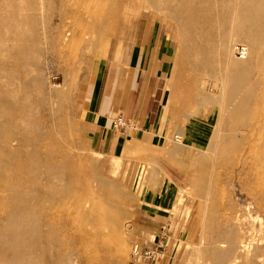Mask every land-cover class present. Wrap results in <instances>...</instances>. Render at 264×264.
<instances>
[{
    "label": "rangeland",
    "instance_id": "obj_1",
    "mask_svg": "<svg viewBox=\"0 0 264 264\" xmlns=\"http://www.w3.org/2000/svg\"><path fill=\"white\" fill-rule=\"evenodd\" d=\"M235 2L0 0V123L3 122V126L0 125V157L11 170L9 183L14 186L12 193L0 192V195L4 193L0 196V264H54L55 261V264H156L163 254L155 261H146L132 257V250L136 245H156L148 244L141 229L149 212L145 195L155 192L154 186L168 182L176 185L170 196L173 198L170 213L182 219L189 218L195 229L193 243L178 249V255L184 258H180L178 264H229L234 257L238 260L235 264H264V260L261 261L264 259V226H261L264 225V196L259 198L260 179L249 150L264 120V113L259 109L264 103V63L258 60L264 58V49L261 47L263 41L256 36L248 20L242 28L243 35L233 39L231 18ZM147 24L153 27L152 39L147 47H135L141 59L137 73L149 66L160 69L164 62L171 60L168 70H171L172 82L167 90L163 89L161 99L177 98L175 108L181 112L178 122L181 126L195 116V140L181 135L180 141L171 140L173 134L166 140L157 139L152 134L136 133L133 128L120 134L125 143L121 154L100 152L91 144V125L79 108L76 92L81 82L105 67L106 75L113 65L116 66L114 70L119 67L121 73L125 67L127 74L134 33L140 30L142 34ZM93 35H98L96 41ZM251 37L256 43L252 61L243 67L232 65L230 69V60L232 63L241 60L240 52H235L237 46H245L247 38ZM217 42L225 45V53L216 50ZM218 53L225 54H221L223 59ZM151 55L153 58L161 56L162 61H149ZM225 68L233 71L229 74L232 84L237 76L242 83L226 102L221 118L219 99ZM163 80L165 85L164 75ZM142 85L129 86L126 92L147 91ZM124 93L121 89L122 97ZM248 94L251 96L249 114L237 121L229 113L231 107ZM5 128L10 131L9 141L2 137ZM219 131L221 137L217 136ZM170 147L183 162L184 171L165 162V150ZM154 153L158 154L155 159ZM196 159L201 161L200 168L197 166L201 169L198 190L195 189ZM96 180L107 186L94 193ZM214 185H218V189ZM108 186L119 193L117 204L127 212L124 227L130 232L129 243L121 258L110 253L97 261L87 260L77 246L70 228L71 220L57 212L41 213L31 199L53 187L76 194L82 207L84 198L105 194ZM55 236L65 238L67 245L58 242Z\"/></svg>",
    "mask_w": 264,
    "mask_h": 264
},
{
    "label": "crops",
    "instance_id": "obj_2",
    "mask_svg": "<svg viewBox=\"0 0 264 264\" xmlns=\"http://www.w3.org/2000/svg\"><path fill=\"white\" fill-rule=\"evenodd\" d=\"M152 29L151 24L144 26L142 34L140 30L136 29L134 45L129 53L130 66H128L127 74L124 72L125 67L122 68L123 73H121L119 67L114 70L116 66L113 65L110 67L109 74L106 75L105 67L101 72H93L88 80L81 82L82 84L76 92L79 108L91 125L89 131L91 144L100 152L113 154L123 152L125 143L120 134L124 132L113 126V119L117 114H122L127 120L134 123L136 133L152 134L153 137L164 140L170 134H173L171 140L179 141L181 136H185L191 141L195 140V116H192L184 126H181L178 124L181 112L175 108L177 98L172 97L169 100L166 96L165 99H161L163 89L167 90L172 82L171 70H168L171 60L169 63L164 62L160 69L149 66L141 73H137L138 61L141 59L140 53L135 47L148 46L152 39ZM149 61L161 62L162 58L161 56L153 58L151 55ZM163 75L166 77L165 85ZM140 84H144L142 86L146 87L147 91L143 93L126 92L127 87L134 85L137 88ZM121 89L125 91L123 97L120 95ZM154 154L153 159L158 156L157 153ZM165 154L167 159L165 162L168 165L184 171L181 168L183 162L178 160L174 148H168L165 150ZM174 185L172 182H168L166 185L154 186L153 188H157V190L145 195V204L149 206V212L146 210L147 218L141 229L145 238L148 239V244L157 243L158 240H162V235L165 234L164 242L167 251L156 264H178V261L184 259L178 255V249L184 244L193 243V237H195V229L193 223L188 220L189 218L182 219L170 213L173 206L171 200L173 198L170 196L173 194Z\"/></svg>",
    "mask_w": 264,
    "mask_h": 264
},
{
    "label": "bare ground",
    "instance_id": "obj_3",
    "mask_svg": "<svg viewBox=\"0 0 264 264\" xmlns=\"http://www.w3.org/2000/svg\"><path fill=\"white\" fill-rule=\"evenodd\" d=\"M92 1V0H91ZM167 1V0H166ZM76 2V1H75ZM78 2V1H77ZM185 2V1H184ZM94 4V3H93ZM73 5V4H72ZM84 5V4H83ZM88 5V4H87ZM98 5V4H97ZM175 5V4H174ZM184 5V4H183ZM75 6V5H74ZM78 6V5H77ZM179 6V5H178ZM84 7V6H83ZM148 7V6H147ZM76 8V7H75ZM90 8V6H89ZM105 8V7H104ZM103 8V9H104ZM94 9V8H93ZM174 9V8H173ZM101 10V9H100ZM94 11V10H93ZM103 11V10H102ZM90 11H88L89 13ZM91 14V13H90ZM106 17V16H105ZM250 22V24H252V28H255V33L256 36H258V38H260L263 43L261 44L262 49H264V0H236L235 2V7H234V12L232 14V18H231V22H232V32H233V39L237 40L240 38V35H243V31L245 28V25L247 24L248 21ZM101 26V25H100ZM86 27V26H85ZM251 30V29H250ZM92 31V30H91ZM88 32V31H87ZM99 34V32H98ZM102 34V33H101ZM89 35H91L89 33ZM95 35V34H94ZM93 35V36H94ZM103 35V34H102ZM105 35V34H104ZM63 36V35H62ZM87 36V35H86ZM97 36H94L95 40L97 39ZM90 36H88L87 38H89ZM101 37V36H99ZM91 38V37H90ZM237 38V39H236ZM100 39V38H99ZM104 39V36H103ZM231 39V38H230ZM101 40V39H100ZM260 40V41H261ZM62 41V40H61ZM76 41V40H75ZM20 42V41H19ZM102 42V41H101ZM92 43V42H91ZM99 43V42H98ZM68 45V44H67ZM247 45V46H246ZM246 45H242V50L240 52V58L241 60H237L234 61L232 63V61L230 60V69L231 66L234 65L235 67H243L246 66L248 64H250V62L253 59V50L256 47V43L254 41V37L251 38H247L246 40ZM225 45H223V43L221 44V42H217L216 44V50L220 51L223 53H225ZM215 49V48H214ZM240 49V46H237L235 52H237ZM261 49V48H260ZM261 49V50H262ZM217 51V52H218ZM251 51V52H250ZM217 52H215V54H217ZM221 53V54H222ZM219 56L221 55L220 53H218ZM251 54V56H250ZM4 55V54H3ZM16 55V54H15ZM225 55V54H222ZM221 55L222 59L223 56ZM229 55V54H228ZM218 56V55H217ZM218 56V57H219ZM17 57V56H15ZM231 57V55H230ZM257 57V56H255ZM225 58V57H224ZM243 58V59H242ZM220 59V58H218ZM229 59V58H228ZM221 60V59H220ZM257 60V59H256ZM261 61V63H264V58H260L259 59ZM228 61V60H227ZM226 62V61H225ZM224 62V63H225ZM225 65V64H224ZM228 66V63L226 64ZM225 65V66H226ZM256 67V66H255ZM228 69V68H227ZM230 69L226 70V75H225V79L222 82L221 85V89H220V93H221V97L219 99V102L221 104V118H223L224 115V111L226 110L225 108V104L228 101L229 98L233 97L234 94V90L236 88V86L241 85V79L239 78V76L233 78V82L234 84H232V82H230V77L229 74H231ZM256 72V71H255ZM249 74V73H248ZM264 75V74H263ZM262 75V76H263ZM36 77V76H35ZM5 78V77H4ZM222 80V79H221ZM232 80V79H231ZM40 83V82H39ZM217 83V82H216ZM215 83V84H216ZM205 84V83H204ZM221 84V83H220ZM21 87H23L21 85ZM204 87V85H203ZM213 87L214 86L213 84ZM217 88V87H216ZM214 89V88H213ZM212 89V90H213ZM218 89V88H217ZM256 89V88H255ZM254 89V90H255ZM245 90V89H244ZM256 91H258L256 89ZM261 91V90H259ZM209 92V91H208ZM215 92V91H213ZM212 94V93H211ZM216 94V93H215ZM214 95V93H213ZM258 95V94H257ZM216 96V95H215ZM256 96V95H255ZM254 96V97H255ZM259 96V95H258ZM16 97V96H15ZM6 98V97H5ZM263 99V98H262ZM259 100L261 101V99L259 98ZM259 101V102H260ZM6 102V101H5ZM242 103V104H241ZM250 103H251V96L250 94L246 95L241 101L236 102L235 104H233V106L231 107L230 110V114L231 117L233 119L237 118L239 121V118H241L244 114L248 113L249 114V110H250ZM5 104V103H4ZM8 104V103H7ZM10 104V103H9ZM259 104V103H258ZM264 103L260 104L259 109L260 111H262L264 113ZM253 105V103H252ZM2 106V105H1ZM219 106V105H218ZM11 107V106H10ZM16 110V109H15ZM3 111H1L2 113ZM16 112V111H14ZM9 113V112H8ZM9 117V114H8ZM11 117V116H10ZM15 117V116H14ZM10 118H8L9 120ZM12 120V119H11ZM235 121V120H234ZM236 121V122H237ZM6 122V120H5ZM254 122V121H253ZM3 124V122H2ZM0 123V125H2ZM254 125V124H253ZM3 126V125H2ZM258 126V125H257ZM21 127V126H20ZM6 129V128H5ZM249 129V127H248ZM219 130H221L219 128ZM244 132V131H243ZM240 133V132H239ZM248 133V131H247ZM255 133V131L253 132ZM2 133H0L1 135ZM213 134V133H212ZM233 134V133H232ZM246 134V133H245ZM220 135V137L222 136V133L219 131L217 133V136ZM227 135V134H226ZM255 135V134H254ZM253 136V135H252ZM3 139H6V141H9L10 139V131L9 130H4L3 131V135H2ZM20 137V136H19ZM40 137V136H39ZM227 137V136H225ZM249 137V136H247ZM48 138V137H47ZM229 138V137H228ZM256 142H254L251 147H250V153H251V158L253 160V162H255V171H256V175L257 177H259L260 182H259V188H258V194H260L262 198V196H264V120L262 119L260 122V125L258 127V132H257V136L255 137ZM1 139V138H0ZM25 139V138H24ZM51 139V138H50ZM224 139V138H223ZM230 139V138H229ZM18 140V139H17ZM2 141V140H0ZM46 141V140H45ZM180 141V140H179ZM4 142V141H3ZM24 142V140L22 141ZM52 142V141H51ZM49 142V143H51ZM235 142H238L237 139H235ZM10 143V142H9ZM21 143V142H20ZM46 143V142H45ZM43 143V144H45ZM47 144L49 146H51L50 144ZM225 143V142H224ZM223 143V146H224ZM252 143V142H251ZM222 144V142L220 143ZM219 144V145H220ZM22 145V144H21ZM25 145V144H23ZM32 145V144H31ZM35 146V144H33ZM217 145V144H216ZM218 145V146H219ZM16 145H14L15 147ZM26 146V145H25ZM30 146V145H29ZM44 146V145H43ZM19 147V146H18ZM24 146H22L23 148ZM53 147V146H52ZM225 147V146H224ZM5 148V147H4ZM38 148V147H37ZM67 148V147H66ZM216 148V147H215ZM221 148V147H220ZM231 148V147H230ZM18 149V148H16ZM32 149V148H31ZM30 149V150H31ZM45 149V148H44ZM246 149V148H245ZM2 150V149H1ZM34 150V148H33ZM40 150V149H39ZM231 149H229L228 151L230 152ZM19 152V151H18ZM220 152V150H219ZM234 152V151H233ZM24 153V152H23ZM40 153V152H38ZM223 154V153H222ZM24 155V154H23ZM41 155V154H40ZM244 155V154H243ZM243 155L241 157H243ZM32 156V155H31ZM25 157V156H24ZM23 157V158H24ZM55 157V156H54ZM3 158V157H2ZM2 158L0 157V192H9L12 193V190L14 189L13 185L11 183H9V174L11 172L10 168L8 166H6V164L4 163V161L2 160ZM28 158V157H27ZM31 158V157H30ZM59 158V157H58ZM217 158V157H216ZM25 159V158H24ZM23 159V160H24ZM60 159V158H59ZM240 159V158H239ZM249 159V158H248ZM6 160V159H5ZM27 160V159H26ZM35 160V159H34ZM45 160V158H44ZM219 160V159H218ZM28 161V160H27ZM32 162V160H30ZM220 161V160H219ZM29 162V161H28ZM45 162V161H44ZM43 162V163H44ZM200 160L196 159L195 164V189H199L201 188V178H200V172L201 169H199L200 167ZM248 162V161H247ZM27 163V162H26ZM25 164V162H24ZM35 164V163H33ZM59 164V163H58ZM207 164V163H206ZM253 164V163H252ZM30 165V164H29ZM36 166V165H34ZM199 168H198V167ZM30 167V166H29ZM209 167V166H208ZM20 168V166H19ZM26 171H27V167H25ZM31 168V167H30ZM32 168L34 169V167L32 166ZM244 168V167H241ZM252 168V167H251ZM18 169V168H17ZM24 169V168H23ZM210 169V168H209ZM207 169V170H209ZM213 169V168H212ZM32 171V169H30ZM68 172V170H66ZM213 171V170H212ZM25 171H23L24 173ZM38 173V172H37ZM36 173V175H37ZM252 173V172H251ZM255 173V172H254ZM24 174H28L27 172ZM71 174V173H70ZM223 174V173H222ZM29 175V174H28ZM69 175V173H68ZM31 176V175H30ZM35 176V175H34ZM70 176V175H69ZM211 176V175H210ZM37 177V176H36ZM68 177V176H67ZM66 177V179H67ZM216 177V176H215ZM240 177V176H239ZM249 177V175H248ZM247 177V178H248ZM256 177V176H255ZM28 178V177H27ZM30 179V178H29ZM28 179V180H29ZM35 180V179H34ZM245 180V179H244ZM220 180H218L219 182ZM27 182V181H26ZM97 184L94 186L93 192L94 191H99L104 189L107 184L101 180H96ZM69 183V181H68ZM211 183V182H210ZM217 183V181H216ZM70 184V183H69ZM215 184V183H214ZM241 184V183H239ZM216 185V184H215ZM214 185V186H215ZM27 186V183H26ZM218 186V185H217ZM217 186H215V188H217ZM210 187V186H209ZM30 188V187H29ZM38 188V187H37ZM41 189V188H40ZM39 189V190H40ZM218 189V188H217ZM216 189V190H217ZM223 189V188H222ZM38 190V189H37ZM222 191V190H221ZM246 191V190H245ZM209 192V189H208ZM223 192V191H222ZM95 193V192H94ZM4 194V193H3ZM2 194V195H3ZM119 195V193H116V191L114 189L111 188V186H108V192H106L105 194H91L89 195L86 199L84 198V201L82 202V207H81V200L80 198L76 195L73 194L71 192H66L63 189H59V188H53V187H49L47 190L44 191V194L42 196L39 195H34L31 197V199L34 202V205L36 207V209L40 210L41 213H49V214H53V212H57L60 215H63L64 217H66L67 219L71 220V230L73 232V234L75 235L76 239H77V246L78 248H80L83 251V254L87 256V260H91V261H97L100 259V257L102 255H104V257L109 256V254H113L116 257L121 258L123 256L124 251H126L125 246L128 242V232L125 229V219H127V212L121 208H119L118 206V200H116V195ZM0 195V196H2ZM224 195V194H223ZM8 197V196H7ZM209 197V196H208ZM207 197V198H208ZM215 197V196H214ZM9 198V197H8ZM14 199V197H12ZM2 199V198H1ZM218 199V198H217ZM216 199V201H217ZM223 199V198H221ZM5 200V199H4ZM224 200V199H223ZM3 201V200H2ZM201 201V200H200ZM220 200H218L219 202ZM1 202V201H0ZM8 202V200H7ZM207 202V201H206ZM222 202V201H221ZM219 202V203H221ZM262 202V201H261ZM4 202H2L3 204ZM9 203V202H8ZM200 204V203H199ZM207 204V203H206ZM206 204L204 205V207L206 206ZM223 204V202H222ZM226 204V203H225ZM10 205V203H9ZM13 205V204H12ZM15 205V204H14ZM261 205V203L259 202V206ZM18 206V205H17ZM4 207V206H2ZM23 207V206H22ZM25 207V206H24ZM250 207V206H249ZM5 208V207H4ZM3 208V209H4ZM12 208V207H11ZM207 208V207H206ZM226 208V207H225ZM256 208V207H255ZM1 209V208H0ZM8 209V207H6V210ZM13 210V209H12ZM4 211V210H3ZM130 211V210H129ZM208 211V210H207ZM226 211V210H225ZM229 211V210H227ZM25 212V211H24ZM205 212V210H204ZM262 212V211H261ZM2 213V212H1ZM4 213V212H3ZM7 213V212H6ZM27 213V212H26ZM209 213V212H208ZM5 214V213H4ZM8 214V213H7ZM6 214V215H7ZM38 214V213H36ZM40 214V215H43ZM48 214V215H49ZM204 214V213H203ZM239 214V213H238ZM2 216V214H0ZM90 215V217H89ZM129 215V214H128ZM205 215V214H204ZM209 215V214H207ZM225 215V214H223ZM228 215V214H227ZM4 217V216H3ZM2 217V218H3ZM7 217V216H6ZM27 217V215H26ZM44 217V216H43ZM46 217V216H45ZM226 217V216H225ZM246 217V216H245ZM244 217V218H245ZM28 218V217H27ZM41 218V216H40ZM202 218V217H201ZM205 218V217H204ZM5 219V218H4ZM39 219V218H38ZM46 219V218H45ZM47 221H49V217H47ZM53 219V218H52ZM219 219V216H218ZM204 220V219H202ZM216 220V219H215ZM258 220V219H257ZM6 221V220H5ZM41 221V220H40ZM52 221V220H51ZM57 221V220H56ZM67 221V220H66ZM50 222V221H49ZM256 222V220H255ZM258 222V221H257ZM264 222V221H263ZM44 223V222H43ZM58 227V222H55ZM54 223V224H55ZM66 224V222H64ZM204 223V222H203ZM42 224V223H41ZM62 224V223H61ZM1 225V222H0ZM40 225V224H39ZM47 225V224H46ZM215 225V224H214ZM42 226V225H41ZM52 226V225H51ZM55 226V227H56ZM61 226V225H60ZM262 227L264 225H261ZM213 227V226H212ZM66 228V227H65ZM219 228V227H218ZM264 228V227H263ZM51 229V227H50ZM59 229V228H58ZM57 229V230H58ZM128 229V228H127ZM62 230V229H61ZM66 230V229H65ZM54 231V229H53ZM59 231V230H58ZM256 232V230H254ZM260 231V230H259ZM44 232V231H43ZM47 232V231H46ZM56 232V231H55ZM65 232V231H64ZM68 232V230H67ZM254 232V233H255ZM264 232V230H263ZM49 233V231H48ZM61 233V232H60ZM130 233V232H129ZM259 234H261V232H258ZM257 233V235H258ZM62 234V233H61ZM66 234V233H65ZM70 234V233H68ZM67 234V235H68ZM43 235V233H42ZM63 235V234H62ZM46 236V234H45ZM51 236V235H50ZM61 236V235H60ZM64 236V235H63ZM5 237V236H4ZM52 237V236H51ZM69 237V236H68ZM241 237V236H240ZM252 237V235H251ZM254 237V236H253ZM258 237V236H257ZM8 238V236H7ZM58 242L61 243H65L64 245L66 246L68 241H65V238H59V236H55L54 237ZM242 238V237H241ZM6 239V238H5ZM51 239V238H50ZM254 239V238H253ZM54 240V239H53ZM67 240V239H66ZM72 240V239H71ZM70 240V241H71ZM242 240V239H241ZM261 241V240H259ZM47 242V241H46ZM54 242V241H53ZM72 242V241H71ZM262 242V241H261ZM60 243V244H61ZM73 243V242H72ZM72 243H69L72 244ZM129 243V242H128ZM249 243V242H248ZM251 243V242H250ZM256 243V242H255ZM45 244V243H44ZM59 244V245H60ZM253 244V243H251ZM258 244V243H257ZM261 244V243H259ZM49 245V244H48ZM68 245V246H69ZM129 245V244H128ZM57 246V244H56ZM219 246V245H218ZM244 246V245H242ZM60 247V246H59ZM61 248V247H60ZM129 248V247H128ZM250 249L252 247H249ZM64 249V248H63ZM128 250V249H127ZM200 250V249H199ZM62 251V250H61ZM65 251V249H64ZM127 252V251H126ZM250 252V251H249ZM61 253V252H60ZM11 254V253H10ZM48 254V253H47ZM59 254V253H58ZM64 254V253H63ZM82 254V253H81ZM82 254V255H83ZM248 254V253H247ZM54 255V254H53ZM62 255V254H61ZM66 255V254H65ZM250 255V254H249ZM56 256V255H55ZM63 257V256H62ZM10 258V257H9ZM60 258V257H59ZM260 258V257H258ZM263 258V257H262ZM111 259V258H110ZM62 260V259H61ZM112 260V259H111ZM237 258L234 257V259L229 263V264H235L236 263ZM248 260V259H247ZM254 260V259H253ZM264 259H262L261 261H263ZM46 261V259H45ZM51 261V260H50ZM238 261V260H237ZM57 262V261H55ZM54 262V264H55ZM263 263V262H262ZM261 263V264H262ZM44 264V263H43ZM59 264V263H58ZM247 264V263H246Z\"/></svg>",
    "mask_w": 264,
    "mask_h": 264
},
{
    "label": "built area",
    "instance_id": "obj_4",
    "mask_svg": "<svg viewBox=\"0 0 264 264\" xmlns=\"http://www.w3.org/2000/svg\"><path fill=\"white\" fill-rule=\"evenodd\" d=\"M241 50H242V46L238 51L241 52ZM113 126L125 132L129 129H133L135 127V124L127 120L122 114H117V116L113 119ZM162 239H165V234L162 235ZM166 251L167 249L164 244V241L160 240L154 246H147V247H143L140 245L134 246L132 250V257L136 259H144L146 261H154L161 254L166 253Z\"/></svg>",
    "mask_w": 264,
    "mask_h": 264
}]
</instances>
